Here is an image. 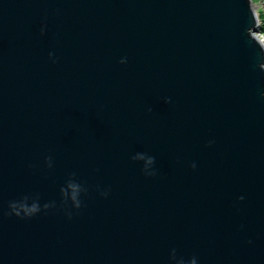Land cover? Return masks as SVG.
I'll list each match as a JSON object with an SVG mask.
<instances>
[{
	"label": "water",
	"instance_id": "1",
	"mask_svg": "<svg viewBox=\"0 0 264 264\" xmlns=\"http://www.w3.org/2000/svg\"><path fill=\"white\" fill-rule=\"evenodd\" d=\"M0 264H264L251 0H0Z\"/></svg>",
	"mask_w": 264,
	"mask_h": 264
},
{
	"label": "rangeland",
	"instance_id": "2",
	"mask_svg": "<svg viewBox=\"0 0 264 264\" xmlns=\"http://www.w3.org/2000/svg\"><path fill=\"white\" fill-rule=\"evenodd\" d=\"M252 6L256 14H260L261 19L264 20V0H252ZM263 24V22L261 23ZM264 40V35H263Z\"/></svg>",
	"mask_w": 264,
	"mask_h": 264
},
{
	"label": "trees",
	"instance_id": "3",
	"mask_svg": "<svg viewBox=\"0 0 264 264\" xmlns=\"http://www.w3.org/2000/svg\"><path fill=\"white\" fill-rule=\"evenodd\" d=\"M259 16H260V14H259ZM260 20L263 22V24L261 25L260 29H261L262 32H264V20L261 19V16H260Z\"/></svg>",
	"mask_w": 264,
	"mask_h": 264
}]
</instances>
